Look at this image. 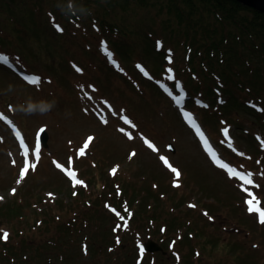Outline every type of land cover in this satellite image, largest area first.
<instances>
[{
  "label": "rangeland",
  "instance_id": "rangeland-1",
  "mask_svg": "<svg viewBox=\"0 0 264 264\" xmlns=\"http://www.w3.org/2000/svg\"><path fill=\"white\" fill-rule=\"evenodd\" d=\"M65 11L66 8L62 10V12ZM176 38L179 40V37ZM70 82L71 87L68 92L73 96L56 95L55 89L47 90L44 86H40L41 95H35L20 81H13L9 74L1 75L0 73V98L3 101L7 98L5 101L14 106L24 102L29 96L35 100L45 98L49 101H56V107L44 116H26L17 112V115L22 119L21 122L19 121L20 125L16 121L18 128L21 126L27 136L33 137L35 130L42 124L49 126V151L38 170L41 172V176L35 179V184L31 187L35 194H40L42 187L51 185L50 182L54 178L48 168L52 167L48 156L49 152L61 161L66 160V157L72 153L71 145L68 143L79 146L81 141L86 138L88 144V138L91 137V141L95 140L93 144L96 146L92 155L83 162L86 164L87 160L92 159L97 163V168H94L91 163H88L86 168L89 172L88 178L95 185H98L99 188H103V185H109L105 175V165L109 169L114 164H119L121 166L119 177L130 178L134 182L132 192L144 195V190H146L144 196L160 192L165 193L159 197L161 200V207L158 208L157 205L159 213L150 209L156 201L152 197L144 199L147 201L146 206L140 204L139 210L143 212V217L147 218V222L141 221L142 228L139 230L147 228L148 230L153 229V232L157 231L155 236L166 239V246L169 241L170 243H177L178 255L175 254V256L178 258L183 257L184 259L185 256L193 253V257H189L191 264H242L240 263L244 258L241 257L242 255L247 258L251 257V264L253 261L256 264H264V224L259 222L258 213H250L246 204L243 206L242 203L238 202L241 197L238 190L243 196H250L249 193H252L255 199H259L257 197L258 190L264 191V186L257 185L253 171H247V173H251V179L254 182L250 186L231 177L230 173L228 175L219 168L218 171L215 170V166L206 158L193 133L184 125L182 115L185 111L178 109L174 100L169 101L151 96L147 101H153V105L151 102L143 101L141 91L135 92L138 100L131 99L123 86L115 81H109L108 78L101 79V83L107 84L109 89L99 87L100 93L95 85L88 84L90 81L85 76L78 77L73 74ZM10 84L14 87L11 92H8L7 88ZM76 84H79L83 109L79 104ZM179 85L180 87L183 86L182 84ZM258 90L260 91L258 97L264 98V88L260 86ZM145 94L144 96H149L148 93ZM176 95L175 92L170 97L174 98ZM201 105L205 106L209 103L206 104L201 100ZM12 118L0 108V122L15 135L17 133L16 124ZM125 118H127L128 123H125ZM201 118L205 121L202 115ZM217 118H219L218 114L211 117L210 128L211 124L218 121ZM227 119L228 115H224L223 120L226 121ZM113 120L116 121L114 124L112 123ZM231 129L235 132L240 153L253 155V144L246 143L240 137L238 128L233 127ZM201 132L206 134L202 128ZM2 138L7 143L5 145L0 143V193L6 198L10 196V188L15 186L17 175V169L11 167L8 155L12 156V161L20 162L22 154L16 152L12 135H0V139ZM237 143L233 141L230 147L237 146ZM141 144H145L147 147L144 148ZM149 144L152 147H149ZM215 147L217 152L215 162L218 161L221 165L228 163L224 158V151L220 150L217 145ZM131 149H135L137 153L135 157H132L133 159L131 158L132 160H129L127 156ZM8 150H11V153ZM42 151L43 149L38 147L33 153L34 159L39 160L42 157ZM81 153L85 155L86 150H82ZM13 154L19 157H14ZM2 155H6L8 159H2ZM210 158L213 160L212 157ZM161 160L172 162L170 172L175 176L176 185L169 184L172 176L164 169L158 177L165 180V183H160L157 181L158 178L156 180L152 176L156 174V163L161 165ZM57 166L60 167L59 164ZM143 168H148L149 172L146 173L149 174L142 176L141 173L144 171L141 172V169ZM173 168L179 172V176L172 171ZM233 172L245 175L236 170ZM56 175L58 174L56 173ZM235 177L239 178V176ZM145 178L146 180H143ZM154 181L156 183H152ZM234 185L239 187H234ZM28 188L26 187V189ZM197 188L199 189L196 190ZM109 190L112 192V189ZM100 195L104 194L101 193ZM184 195H187L188 203H195L196 210L191 204L187 205L184 211L181 205L176 206L174 204H179ZM46 198L48 199L47 196ZM90 199L92 201L94 198L91 197ZM67 201L69 204H66L57 213L40 214V208L35 206L36 208L27 209L24 217L0 220V227L11 231L9 241L0 242V264H119V262L120 264H135V259L139 260L136 257L134 233L131 235L124 234L122 246L115 251L99 249L97 253H90L89 256L84 255L81 250V243L85 242V239L78 230L82 229L86 233L94 232L97 226L94 222L104 216V211L98 199L93 200L95 207L90 209L85 207L83 202L78 204L66 200L65 203ZM5 203L6 201L0 196V217L7 214L4 208ZM206 210L209 211V214H205ZM108 215L111 216L109 213ZM152 215L158 217L159 227L151 223ZM73 218L76 219V223H73ZM85 220L93 221L91 229L90 227L86 228ZM162 225L165 229L164 235L160 234V226ZM188 226L194 228L190 232L193 234V238L190 237L189 233L188 240H186L183 234H187ZM133 227L136 229L134 223ZM123 228L124 224L120 222L118 229L121 234ZM209 236L212 239L223 240V242L235 241L234 244L241 246V249L230 254L222 249L215 250L207 244ZM151 237L155 238L153 235ZM146 239L144 237V240ZM155 239L160 242L157 238ZM181 243L189 245L182 246ZM88 245L90 249H95L89 238ZM105 252L112 262L106 257ZM239 257H241L240 262H238ZM162 260H165L167 264H173V261L158 255L157 264ZM141 264L147 263L142 262ZM183 264L187 263L183 262Z\"/></svg>",
  "mask_w": 264,
  "mask_h": 264
},
{
  "label": "trees",
  "instance_id": "trees-1",
  "mask_svg": "<svg viewBox=\"0 0 264 264\" xmlns=\"http://www.w3.org/2000/svg\"><path fill=\"white\" fill-rule=\"evenodd\" d=\"M64 8L89 16L99 30L88 36L59 33L57 25L68 29L56 19ZM0 19V55L67 89L70 81L62 74L79 63L71 53L87 42L95 45L88 60L100 59L106 48L159 77L173 69L234 125L245 122L238 112L250 110L239 88L253 98L264 88V15L232 0H0ZM82 194L76 203L85 199Z\"/></svg>",
  "mask_w": 264,
  "mask_h": 264
},
{
  "label": "snow or ice",
  "instance_id": "snow-or-ice-1",
  "mask_svg": "<svg viewBox=\"0 0 264 264\" xmlns=\"http://www.w3.org/2000/svg\"><path fill=\"white\" fill-rule=\"evenodd\" d=\"M57 27V30L58 31H62V29L59 27V25L56 26ZM0 63H3L5 65L9 64V58L5 55H0ZM79 71V69H77ZM24 79L30 83V84H33V85H39L40 84V78L39 77H35V76H32V77H28V76H25ZM182 91V90H181ZM175 99V103L177 105H181L182 104V101L185 99L184 95H181L179 98H174ZM185 119L187 120V122L196 130V133L197 135L200 137L201 140L204 141L205 143V147L207 148V141L204 140V136H203V133L201 132L200 128L198 127L197 123L195 122V120L193 119L192 115L190 113H188L187 111H185L183 113ZM125 123H128V120L127 118H125ZM225 135H227V132L225 131ZM89 141H91V137L88 138ZM84 147L86 148L87 147V143L84 145ZM149 147H152L151 144H149ZM210 153V155H212V158L215 160L216 159V156H215V153H212L211 152V149H207ZM37 155H38V152H37ZM166 162V161H165ZM218 162V161H217ZM34 167V165H33ZM221 167H225V165H221ZM27 169L25 168V171ZM173 172L176 173L177 176H179V172L176 170V169H172ZM229 173L232 175V176H239V179L242 180L244 182V184L246 185H253V180L251 179V173H248L246 175H240L239 173H235L233 172V170L231 168L228 169ZM249 195L251 196L252 193H249ZM246 203L249 205V212H256L258 213L259 215V222L261 224H264V210H261L259 207H253V200L252 199H249L248 201H246ZM191 207V205H190ZM121 219H123V217H121ZM3 239L4 240H7L8 239V233H4L3 234ZM143 251V248H141V252Z\"/></svg>",
  "mask_w": 264,
  "mask_h": 264
},
{
  "label": "clouds",
  "instance_id": "clouds-1",
  "mask_svg": "<svg viewBox=\"0 0 264 264\" xmlns=\"http://www.w3.org/2000/svg\"><path fill=\"white\" fill-rule=\"evenodd\" d=\"M13 85H9L7 88L8 92H11L13 90ZM56 107V101L55 100H35L31 96L26 98L24 102L19 103L15 105L16 111L26 115V116H32V115H47L49 114L54 108Z\"/></svg>",
  "mask_w": 264,
  "mask_h": 264
},
{
  "label": "water",
  "instance_id": "water-1",
  "mask_svg": "<svg viewBox=\"0 0 264 264\" xmlns=\"http://www.w3.org/2000/svg\"><path fill=\"white\" fill-rule=\"evenodd\" d=\"M244 5L252 7L261 13H264V0H236ZM46 141V139H44Z\"/></svg>",
  "mask_w": 264,
  "mask_h": 264
},
{
  "label": "bare ground",
  "instance_id": "bare-ground-1",
  "mask_svg": "<svg viewBox=\"0 0 264 264\" xmlns=\"http://www.w3.org/2000/svg\"><path fill=\"white\" fill-rule=\"evenodd\" d=\"M46 30H47V27L44 28V29H40V32H41L42 34H44V33L46 32Z\"/></svg>",
  "mask_w": 264,
  "mask_h": 264
}]
</instances>
